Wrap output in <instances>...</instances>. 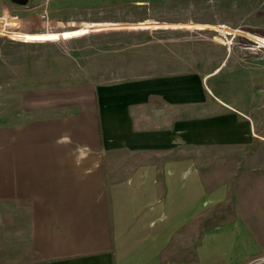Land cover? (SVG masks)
I'll list each match as a JSON object with an SVG mask.
<instances>
[{
	"label": "crops",
	"instance_id": "1",
	"mask_svg": "<svg viewBox=\"0 0 264 264\" xmlns=\"http://www.w3.org/2000/svg\"><path fill=\"white\" fill-rule=\"evenodd\" d=\"M42 1L0 5L43 25ZM205 66L25 92L0 125V264H243L256 253L230 209L213 222L218 209L264 205L262 178L255 198L242 194L238 163L262 169V152L247 150L262 138L210 89L222 63Z\"/></svg>",
	"mask_w": 264,
	"mask_h": 264
},
{
	"label": "rangeland",
	"instance_id": "2",
	"mask_svg": "<svg viewBox=\"0 0 264 264\" xmlns=\"http://www.w3.org/2000/svg\"><path fill=\"white\" fill-rule=\"evenodd\" d=\"M46 11L43 25L32 17L27 25L36 34H29L19 21L24 14L0 5V125L22 111L25 92L41 86L140 76L174 63L209 69L222 63L210 89L247 110L262 138L247 149L262 152V169L257 159L238 161L247 166L242 194L255 198L262 178L264 198V42L254 39L264 30V0H51ZM235 162L225 159L223 172ZM254 165L257 174L249 170ZM228 209L246 222L255 246L243 264H256L264 258V205L218 209L213 224L232 218Z\"/></svg>",
	"mask_w": 264,
	"mask_h": 264
},
{
	"label": "built area",
	"instance_id": "3",
	"mask_svg": "<svg viewBox=\"0 0 264 264\" xmlns=\"http://www.w3.org/2000/svg\"><path fill=\"white\" fill-rule=\"evenodd\" d=\"M47 1H49V0H43L42 4H41V6H43V11L40 14V18L43 19L44 21L45 20L47 21V18H48L47 11H46V6H47V3H48ZM263 262H264V258H261V259H257V262H255V263L256 264H262Z\"/></svg>",
	"mask_w": 264,
	"mask_h": 264
},
{
	"label": "trees",
	"instance_id": "4",
	"mask_svg": "<svg viewBox=\"0 0 264 264\" xmlns=\"http://www.w3.org/2000/svg\"><path fill=\"white\" fill-rule=\"evenodd\" d=\"M254 34L261 36V37L255 36L254 39L257 40L260 44H262L264 42V30L254 31ZM243 41H245V40H243Z\"/></svg>",
	"mask_w": 264,
	"mask_h": 264
},
{
	"label": "water",
	"instance_id": "5",
	"mask_svg": "<svg viewBox=\"0 0 264 264\" xmlns=\"http://www.w3.org/2000/svg\"><path fill=\"white\" fill-rule=\"evenodd\" d=\"M10 1L15 3V4L18 3V5H26L28 2V0H10Z\"/></svg>",
	"mask_w": 264,
	"mask_h": 264
}]
</instances>
